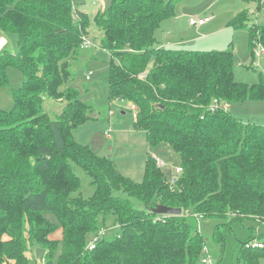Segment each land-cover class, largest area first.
<instances>
[{"label":"trees","instance_id":"1","mask_svg":"<svg viewBox=\"0 0 264 264\" xmlns=\"http://www.w3.org/2000/svg\"><path fill=\"white\" fill-rule=\"evenodd\" d=\"M173 2L110 0L91 17L73 0H0V35L17 38L16 53L0 50V88L8 85L10 68L23 77L11 91L12 109H0V264H36V247L44 264H203L200 219L220 222L217 229L244 219L264 227V125L243 122L223 107L212 110L264 100V78L259 74L252 85L236 81L230 48L157 45L155 32L174 14ZM246 16L243 11L230 24L244 25ZM91 22L101 35L99 48L110 53L109 100L134 107L133 128L149 145L166 143L179 154L175 185L153 157L136 183L110 158L75 142L72 131L93 109L66 84ZM248 33L252 47L254 26ZM46 98L64 103L55 120L42 107ZM74 167L91 178L88 199L78 193ZM156 205L182 213L157 215ZM111 215L117 229L108 235L99 220ZM88 236L97 238L91 251ZM263 238L241 243L237 264H260ZM254 240L262 247L246 248Z\"/></svg>","mask_w":264,"mask_h":264},{"label":"rangeland","instance_id":"2","mask_svg":"<svg viewBox=\"0 0 264 264\" xmlns=\"http://www.w3.org/2000/svg\"><path fill=\"white\" fill-rule=\"evenodd\" d=\"M91 2L96 3L95 7L90 5ZM73 4L75 7L89 6V15L92 17L96 12L105 11L110 5V0H73ZM172 6L174 14L162 21L155 32L159 43L157 45L161 44L171 49L197 51H226L230 48L236 81L252 85L259 82L260 75L264 78V0H174ZM239 11L247 13L245 24L238 26L228 23ZM203 15L211 16V22L200 28L189 26L190 17H204ZM226 23L228 24L225 26ZM252 26L257 32L255 41H263V53L259 56L257 52L262 49L255 46V41L252 47L249 44L248 28ZM83 35L91 42V46L89 49L80 51L79 55L71 60L70 69L73 80H69L66 85L72 86L79 92V99L88 107L91 106L93 113L88 121L72 131L75 142L88 146L100 157L110 158L120 174L136 183L142 182L145 162L149 157H153L155 161L165 165L163 171L169 182L174 175V169L179 167V154L166 143L154 147L149 145L144 132L133 128L132 120L135 111L133 115L132 112H126L124 117L126 124L131 126L128 132H119L118 127L111 125L112 117H116L125 108L118 107L115 103L117 101L109 100L110 53L99 48L101 35L93 22ZM6 38L9 41L7 49L16 53L17 38L13 35ZM88 74H91L89 80L86 79ZM7 77L8 85L0 88V109L3 111L12 109L14 104L11 91L20 88L23 80L20 71L14 68L7 70ZM66 85L62 86L60 91H64ZM63 106L62 101L52 98H46L42 103L43 109L52 120L61 115ZM223 109L243 122L264 125V100L226 103L223 104ZM74 173L80 179L78 193L84 199H88L93 193L89 174L78 167H74ZM78 193L75 196H78ZM131 201L136 207H141L139 201L135 199ZM45 215L55 222L52 214ZM218 223L220 222L214 219H200L198 222V230L206 243L203 256L211 264H237L241 243L253 236L264 237L262 236L264 227L253 225L244 219L233 221L226 227L220 225L218 229L222 239L218 240L215 237ZM99 225L108 229V235L115 233L117 229L112 215L108 216L105 222L100 219ZM90 239L91 236H88V241ZM43 254L40 248L34 249L36 264H44ZM260 264H264V258L260 259Z\"/></svg>","mask_w":264,"mask_h":264},{"label":"built area","instance_id":"3","mask_svg":"<svg viewBox=\"0 0 264 264\" xmlns=\"http://www.w3.org/2000/svg\"><path fill=\"white\" fill-rule=\"evenodd\" d=\"M91 4L94 5V6L96 5L95 2H92ZM210 20H211V18L210 17H207V16H204V17H200V16L190 17L188 19V24H189L190 27L200 28L201 26H204L205 24H207ZM90 46H91V42L89 40H87L86 38H84L83 41H82V43H81V49L82 50H86V49H89ZM255 46H257L258 48H261L260 42H258V40L255 41ZM257 53H258L257 56H259L261 53H263V50H258ZM90 75L91 74H88L86 76V79L87 80H89ZM141 76L144 77L145 74L142 73ZM120 102H123V101H120ZM220 107H223V105L222 106L219 105V104L218 105H215V107L212 108V110H214L215 108H220ZM156 166L158 168H162V169L165 167V165L162 162H158V161H156ZM180 173H181V168L180 167L174 169V175H172L171 180H170V184L171 185H175L176 184L177 179H178V175ZM103 232H104V230H101L100 233H99V235H101ZM96 240H97L96 237L95 238L93 237V239H90V241H89V243L87 244V247H86L87 250L91 251V250L94 249V247H95V241ZM249 247H252V248H261L262 245H261V243L259 241L254 240V241L246 244V248H249ZM201 262L203 264H211V262L208 261L207 259H202Z\"/></svg>","mask_w":264,"mask_h":264},{"label":"crops","instance_id":"4","mask_svg":"<svg viewBox=\"0 0 264 264\" xmlns=\"http://www.w3.org/2000/svg\"><path fill=\"white\" fill-rule=\"evenodd\" d=\"M90 5H92V4H90ZM93 7H95L94 5H92ZM91 6V7H92ZM80 11H83V12H85L86 14H89L90 13V7L89 6H83V7H77ZM243 11H239L238 13H236L235 14V16L232 18V19H234L236 16H238L240 13H242ZM203 16H206V15H203ZM201 17V16H200ZM207 17H210L211 18V16H207ZM231 19V20H232ZM230 20V21H231ZM230 21L228 22V23H230ZM211 22V20L208 22V23H210ZM207 23V24H208ZM228 23H226L225 24V26L228 24ZM206 25V24H205ZM204 25V26H205ZM204 26H201V27H204ZM263 44V41L261 42L260 41V45H261V49H262V45ZM6 47V46H8V40H7V38L6 37H4V36H2V35H0V50L3 48V47ZM160 46H162L163 47V45H161L160 44ZM230 46V45H229ZM263 50V49H262ZM233 70H234V68H233ZM116 104H117V106L118 107H124L125 108V110L123 109L122 111H120L119 112V114H117V116L116 117H112V123H111V125L112 126H116V127H118V130H119V132H128L130 129H131V126L130 125H127L126 124V122H125V119H124V117H125V115H126V112H132V115H133V111H134V109H133V106L132 105H128V104H126L125 102H120V101H117V102H115ZM135 121V116H133V120H132V123ZM107 137H109V136H107ZM110 138V137H109ZM124 176V175H123ZM127 177V176H126Z\"/></svg>","mask_w":264,"mask_h":264},{"label":"water","instance_id":"5","mask_svg":"<svg viewBox=\"0 0 264 264\" xmlns=\"http://www.w3.org/2000/svg\"><path fill=\"white\" fill-rule=\"evenodd\" d=\"M151 211L157 215H170V216H178L182 213L181 209L170 208L163 205H156L154 208H152Z\"/></svg>","mask_w":264,"mask_h":264}]
</instances>
